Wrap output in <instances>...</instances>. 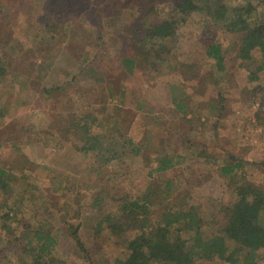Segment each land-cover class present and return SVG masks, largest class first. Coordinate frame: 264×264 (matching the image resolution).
<instances>
[{
	"label": "rangeland",
	"instance_id": "obj_1",
	"mask_svg": "<svg viewBox=\"0 0 264 264\" xmlns=\"http://www.w3.org/2000/svg\"><path fill=\"white\" fill-rule=\"evenodd\" d=\"M179 1L0 0V264H128L131 202L148 198L154 227L189 209L208 239L237 186L264 190V70L257 52L240 57L229 26L247 6L264 25V0H194L181 14ZM166 20L168 35H153ZM163 157L176 165L157 173ZM225 164L238 165L232 181ZM126 207L116 238L109 224ZM37 230L51 238L47 260L30 254Z\"/></svg>",
	"mask_w": 264,
	"mask_h": 264
},
{
	"label": "trees",
	"instance_id": "obj_2",
	"mask_svg": "<svg viewBox=\"0 0 264 264\" xmlns=\"http://www.w3.org/2000/svg\"><path fill=\"white\" fill-rule=\"evenodd\" d=\"M194 0H180L174 7L175 12L190 13L198 10ZM240 13L233 18L229 24L233 34H241L240 57L249 59L252 52H257L261 56L257 70H264V25L261 20L248 21L244 15L250 14L249 6L239 9ZM238 10V11H239ZM222 12L215 11L214 20H225L226 9ZM175 21L166 20L158 26L153 27L152 34L163 39L168 35L171 26ZM220 44L215 41L206 47V56L215 62L222 61L220 54ZM122 64L134 65L133 59H123ZM5 72L0 70V77ZM130 144V142L128 141ZM132 145V144H131ZM134 147V146H133ZM136 153L138 148H133ZM176 162L171 157H163L159 160L155 172L160 173L171 169ZM238 165L225 164L220 167L222 177L234 178V170ZM9 176L7 170L0 167V180ZM11 176V175H10ZM235 183H237L235 181ZM239 197L232 206L220 208L214 213L213 225L214 235L208 239L202 237L199 231L200 219L194 212L186 210H175L165 212L163 220L157 222L155 227L150 224L147 217L149 215L148 198H144L141 204L131 202L128 215L135 223L134 235L127 239L126 249L130 251L128 264H146L147 260H159L169 264H196L200 260H212V258L223 260L228 264L237 263V255L243 254V264H252L254 255L264 250V225L262 224V214L264 213V190L257 186L246 184L245 182L237 186ZM166 195V194H165ZM129 205V206H131ZM126 208H123L119 218H113L110 223L111 231L118 238V235L126 231L123 218L126 216ZM123 221V222H122ZM184 226L192 236L186 239L178 234L179 229L174 227ZM174 226V227H173ZM33 241L34 248H30V254L34 252V259L47 260L46 253L52 244L51 238L36 231ZM227 241L235 244L231 251L228 250ZM45 254V255H44ZM48 255V254H47ZM52 258H49L51 261ZM31 264H36V261ZM49 264V263H47ZM52 264V261H51Z\"/></svg>",
	"mask_w": 264,
	"mask_h": 264
}]
</instances>
